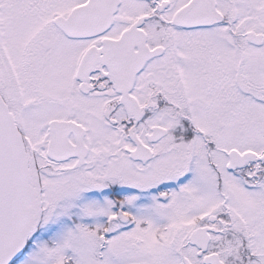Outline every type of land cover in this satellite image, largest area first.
I'll return each instance as SVG.
<instances>
[{"label":"snow or ice","instance_id":"1","mask_svg":"<svg viewBox=\"0 0 264 264\" xmlns=\"http://www.w3.org/2000/svg\"><path fill=\"white\" fill-rule=\"evenodd\" d=\"M0 264H264V0H0Z\"/></svg>","mask_w":264,"mask_h":264}]
</instances>
